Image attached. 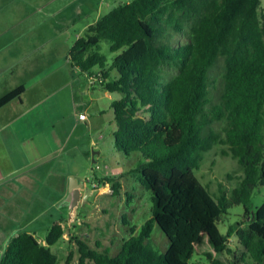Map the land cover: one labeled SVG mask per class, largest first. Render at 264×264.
<instances>
[{
	"label": "trees",
	"instance_id": "16d2710c",
	"mask_svg": "<svg viewBox=\"0 0 264 264\" xmlns=\"http://www.w3.org/2000/svg\"><path fill=\"white\" fill-rule=\"evenodd\" d=\"M261 0H132L120 3L91 24L71 48L73 67L92 74L99 68L101 86L122 97L112 103L115 148L126 157L138 154L127 171L152 193V218L138 236L131 235L115 256L72 239L78 264H191L200 252L205 229L208 264H264V201L252 209L257 188L264 187V10ZM172 31L186 37L174 46L164 40ZM106 41L118 78L106 82ZM222 58L223 88L219 101L210 97V70ZM23 85L0 98V108L20 98ZM224 122L222 134L212 125ZM215 145L237 161V185L214 196L197 177L205 153ZM228 179H233L228 175ZM110 184L116 178L97 179ZM97 190V189H94ZM242 205L243 221L228 227L219 221ZM245 220V221H244ZM244 222V224H243ZM169 240L162 253L150 244L154 226ZM52 226L45 245L22 232L5 249L0 264H57L51 247L64 236ZM228 238H234L233 247ZM70 250L66 264H72Z\"/></svg>",
	"mask_w": 264,
	"mask_h": 264
},
{
	"label": "crops",
	"instance_id": "0c3cea01",
	"mask_svg": "<svg viewBox=\"0 0 264 264\" xmlns=\"http://www.w3.org/2000/svg\"><path fill=\"white\" fill-rule=\"evenodd\" d=\"M42 33L40 31L20 57L16 53H0V98L18 86L25 87L20 98L0 108V260L10 241L22 232L33 235L45 245L48 232L55 224H61L64 229L60 240L63 246L67 234L74 237L72 231L76 223H84L77 212L86 202L87 189L93 187L97 179L110 177L119 181L116 169L111 170L112 175L94 174L89 178L90 151L96 148V154L102 150L98 140L91 141L89 135H84L83 120L79 119L82 112L78 109L85 100L98 101L97 88L104 90L109 98L118 94L116 100L122 95L110 93L100 85L92 86L91 91L89 84L81 83L80 75L86 72L73 67L68 59L76 41L61 47L56 56L55 48L48 45V38L42 37ZM10 61L17 62L12 65ZM110 63L108 61L105 68L108 83L118 78ZM16 66H21L17 69L18 77L6 76L15 73ZM97 70L99 68H94L92 72ZM92 111L100 115L98 118L103 116L98 109L92 108ZM75 129L80 131L75 133ZM115 131L114 124L110 141L117 151ZM129 168L120 176L128 174ZM74 179L84 187L79 204L73 210L65 201L75 184ZM91 191L93 194L94 190ZM99 194L107 192L101 190Z\"/></svg>",
	"mask_w": 264,
	"mask_h": 264
},
{
	"label": "rangeland",
	"instance_id": "374dc122",
	"mask_svg": "<svg viewBox=\"0 0 264 264\" xmlns=\"http://www.w3.org/2000/svg\"><path fill=\"white\" fill-rule=\"evenodd\" d=\"M115 1L0 0V53H16L20 57L23 50L32 44L34 39L39 36L40 31H43L42 37L48 38V45L55 48L54 55L57 56L61 47L72 45V42H75L78 37L83 36L88 25L96 22L100 15L103 16L120 3L132 0ZM108 3H111V6ZM260 5V9L263 11L264 0L260 1ZM164 40L169 41L174 46L187 41L185 36L175 34L172 31L165 34ZM22 42H24V46ZM100 51L108 58L109 62L122 52V50L117 53L111 52L110 45L106 41L101 43ZM16 62L10 61L12 65H15ZM20 67L16 66L15 73L6 74V76L16 78L17 69ZM92 73L96 76L100 73V70ZM223 74L224 61L220 58L210 70V97L213 104L219 101L223 88ZM80 77H83L81 83L89 84L91 90L92 78L88 79V73H84ZM96 92L98 101L91 103L85 100L78 109L82 114L88 116L87 121H82L84 135H89L91 141L93 139L98 140L97 142L102 150V153H96L94 157L93 152H97V149L90 151L88 175L90 179L94 174L112 175L111 170L116 169L119 171L117 177L121 182L122 191L120 196H113V193L109 192L113 191L112 186L105 185L100 186L98 190H106L107 194H99V191L94 190L91 186L90 189L94 190L93 194L85 199V204L77 212L80 221L84 223L77 222L72 233L76 238L85 239L93 249H96V244L99 242L101 250L108 248L111 256H115L122 248L123 240L128 239L132 234L138 236L141 233L142 226L152 217V193L142 186L137 180L136 174L120 176V173L125 172L128 166L133 168L138 160V154H133L131 158L126 160L123 154L118 150L115 151L112 147L110 138L115 123L110 104L116 100L118 94H114V97L109 98L104 90L100 88H97ZM87 105L91 109L86 108ZM92 108L100 110L99 112L102 111L103 116L98 118L100 115L92 111ZM224 126V122H217L212 125V129L222 134ZM78 131L80 129H75V133H78ZM224 151H227L226 146L215 145L211 151L204 154L199 170L195 171L197 177L214 196L219 195L220 189L229 191L234 188L238 183L237 178L242 175L237 161L224 155ZM228 175H231L233 179H228ZM263 201L264 187H259L252 197V209L260 206ZM243 214L244 207L242 205L236 206L230 209L229 214L219 221L218 227L224 235H226L228 227L236 226L237 223L243 221ZM211 232L209 229L204 230L199 243L200 252L193 257L191 264H208V260L203 253L209 249L207 236ZM74 237L67 234L63 246L60 245L61 240L51 248L58 258L57 264H66V258L70 250L74 251L72 264H78L79 254L77 246L72 240ZM227 240L228 245L233 247L235 244L234 238L227 237ZM150 244L162 253L166 252L169 247L168 238L157 224L154 226Z\"/></svg>",
	"mask_w": 264,
	"mask_h": 264
},
{
	"label": "water",
	"instance_id": "95a60500",
	"mask_svg": "<svg viewBox=\"0 0 264 264\" xmlns=\"http://www.w3.org/2000/svg\"><path fill=\"white\" fill-rule=\"evenodd\" d=\"M95 155V152H93V157ZM75 184L73 185V188H70V195L68 196V199L65 201L66 203H69L72 207V209L74 210L75 207H77V205L79 204V201L82 197V192L81 189L84 187V184L82 183H77L74 179ZM88 190V194H86V196H84V198L86 199L90 194H91V189H87Z\"/></svg>",
	"mask_w": 264,
	"mask_h": 264
},
{
	"label": "built area",
	"instance_id": "2783aa9c",
	"mask_svg": "<svg viewBox=\"0 0 264 264\" xmlns=\"http://www.w3.org/2000/svg\"><path fill=\"white\" fill-rule=\"evenodd\" d=\"M93 74V73H92ZM92 74H88V79H91V86H95V85H102L105 83V80L102 78V75L99 73L98 75L94 76ZM91 76H94V77H91ZM79 119L85 121L87 120V115L85 114H81L79 115ZM93 188L94 189H100V185L96 182L93 183ZM110 193H113V191H109Z\"/></svg>",
	"mask_w": 264,
	"mask_h": 264
}]
</instances>
